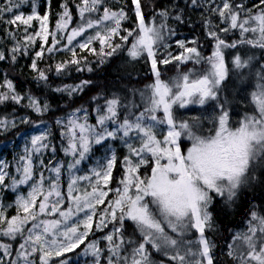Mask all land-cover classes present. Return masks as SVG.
Wrapping results in <instances>:
<instances>
[{"label": "snow or ice", "instance_id": "snow-or-ice-1", "mask_svg": "<svg viewBox=\"0 0 264 264\" xmlns=\"http://www.w3.org/2000/svg\"><path fill=\"white\" fill-rule=\"evenodd\" d=\"M24 3H30L31 7L30 14L26 16L14 11ZM103 4L104 0H79L76 9L80 22L68 31L73 16L65 0L60 6L62 11L57 18L56 30L49 32V12L40 15L37 0H5L0 4V23L18 28L19 24L31 26L33 20L39 21L40 31L35 32L34 36L27 34L25 28V48L27 42H34L36 37L46 43L51 36L52 44L47 51L52 53L59 50L56 46L61 40L66 38L64 48L67 49L77 37L93 30L94 34L79 42L78 47L95 54L96 49L90 45L98 41L101 63H104L105 56H112L129 41L131 44L127 53L131 60L146 55L151 61V72L155 79L140 90L144 107L139 115L125 111L121 117L120 109L125 106L121 98L113 94L112 98L99 95L92 97L97 102L94 109L95 124L89 122L88 112L83 108L75 109L65 118L56 120L65 142L64 153L73 157L67 167L71 172L87 157L94 145L103 146L110 140H120L127 149L121 161L123 176L114 191L115 198L107 201V206L99 214V221L95 223L97 231H103L109 223L113 224L112 231L103 236V240L107 241V264H165V259L171 264H215V245L205 234L206 229L214 227L210 206L215 197H220L224 207L231 209L242 186L256 179V168L264 167V82H261L264 81V64L256 72L258 82L256 90L251 93L255 105L253 114L246 113L233 127L228 110L218 99L222 82L229 74L225 49L236 48L238 44L264 49V0H259L251 8L242 2L221 0L219 6L211 9L219 16L221 24L227 25L220 29L221 32L227 34L239 30L238 41L228 43L217 31L209 28L208 36L215 41L211 55L205 57L197 47H188L184 41H177L182 51L178 55L166 52L161 59H157L158 50L161 47L168 48L165 32L169 35L174 32L167 29L163 22L159 26L149 24L141 0H132L137 26L123 29L126 35H120L121 22L128 18L124 8L112 10L103 7L102 14L95 15ZM191 4L196 5L197 0H191ZM156 15L167 20L169 12L164 9ZM175 19L181 20V17L177 15ZM207 24L210 21H206ZM116 36L120 37L122 43H113ZM21 50L19 43L11 49L13 62ZM43 50L42 44L41 51L36 52L35 57L42 58ZM71 51L74 58L57 64V74L68 64L79 65L75 49ZM7 58L6 53L0 51V61ZM253 59L251 56L243 59L237 54L232 59L233 68H247ZM174 61L177 62L176 74L167 80L162 79L158 65H169ZM189 62L194 67L181 71ZM31 68L38 73V80L47 81L45 71L38 68L35 58ZM77 70H80L79 67ZM88 70L91 71V68ZM90 83L85 80L74 86L54 90L67 92L71 97ZM131 91L135 93L137 90ZM25 99L27 104H23ZM101 99H104L103 105L98 103ZM210 100L217 102L215 107L219 111L210 118L213 126L206 132L201 118L177 119V107L204 106ZM9 101L30 108L38 115L49 110L46 102L41 105L31 94L22 96L15 90L12 81L5 77L0 83V105ZM130 107L135 105L130 104ZM80 112L84 115H78ZM31 122L27 117L20 121ZM15 127L14 121L0 119V134ZM49 134L46 131L31 137V148L26 147L17 161L19 178L10 176L7 161H0V186L11 187L16 191L19 185L31 182L27 195L16 197V215L7 217L3 206H0V240L20 241L14 256L13 245L0 242V264H33L34 254L38 255L39 264H50L52 257L62 258L65 253L79 248L94 227L96 206L104 204L109 192L113 191L108 188V184L117 156L115 151H111V144L108 145L111 154L103 162H98V167L91 170V176L71 177L66 198L59 188V165L51 168L55 175L48 178L44 175L48 165L39 159L42 171L36 177L34 157L39 158L42 150L49 147ZM184 140L191 145L186 154L182 151ZM145 167L150 168V174H141L140 170ZM6 178H10V185L5 183ZM79 181H87L91 191L84 190L81 193L77 188ZM65 203L68 205L66 210L62 208ZM54 214H57L54 218H47ZM250 215L247 231L236 233L232 238L233 243L228 246V255L235 264H264V215L257 211H252ZM72 217L76 219L72 220ZM125 221L132 222L135 232L139 233V240H125ZM193 230L198 234L195 239L190 237ZM152 250L162 254L165 259L159 262L154 260ZM102 251L98 242L92 241L84 248L83 254L91 255L93 264H101ZM59 264H68V261L60 259Z\"/></svg>", "mask_w": 264, "mask_h": 264}, {"label": "trees", "instance_id": "trees-1", "mask_svg": "<svg viewBox=\"0 0 264 264\" xmlns=\"http://www.w3.org/2000/svg\"><path fill=\"white\" fill-rule=\"evenodd\" d=\"M118 1L121 5L120 8H124L128 17L121 22V35H126L123 29H132L137 26L134 5L132 4V0ZM64 2L65 0H49L50 32L56 30L57 18L62 11L60 6ZM67 2L69 4V11L73 16L72 21L69 23L68 31H70L72 27L77 26L80 22L76 9V3L79 2V0H67ZM234 2H242L247 7L251 8L254 4L259 3V0H234ZM141 3L144 5L142 10L149 24L159 26V24L163 22L167 25V29L174 32L173 35H169L168 32H165V42L168 48L165 49L161 47L160 51H158L157 59L163 58L166 52L177 55L180 48L173 43L179 39H192V42H196L195 44L192 43V45L197 47L198 51H200L203 56L207 57L211 55L210 49L214 48L215 41L208 36L209 28L217 31L220 37L225 39L228 43L240 39V33L235 32V30L225 34L221 32L219 28L213 27L212 15L207 12L201 0H197L196 5H192L191 0H141ZM44 6L45 3L41 0L40 13H43ZM164 9H167L169 12L167 20H163L156 15L160 10ZM177 15L181 17V20L175 19ZM206 21H210V24H207V26ZM3 25L4 24L0 23V35L9 32L15 39V43H19L18 37L20 34L13 29L12 26L3 30ZM50 41H52V37ZM116 42L122 43L120 37L116 39ZM64 45L65 40H62L59 47L64 48ZM49 46L51 45L48 44L44 48L43 57L37 60V66L39 69L45 71L47 81L38 80V73L36 71L32 73L30 70L33 51L24 50V52L18 53L15 62L11 60L10 54H8L7 59L0 61V83L7 77V79L12 81L15 90L22 96L31 94L49 105V110L43 115H38L30 108L22 105H15L10 101L0 105V119L7 118L10 120L27 117L32 121L31 123L18 124L10 131L0 134V153L4 145L9 142H15L18 136L24 134V132L27 133L30 129L41 124H49L52 129L53 138L55 140L58 139L59 132L55 124L56 119L78 108L86 109L89 116H91L97 103L92 100V97L97 95L112 98V95L116 94L120 97L122 105L125 106L120 109L121 117L125 111H131L133 114H136L138 111L143 110L144 105L141 100L140 90H143L146 85L153 83L152 80L154 76L152 75L150 67H148V63L143 62L142 58L135 61L129 58L127 54L128 44L122 49L117 50L112 56H105L104 63L100 62V47L96 44L95 54L86 51L78 52L76 59L80 60L79 65L68 64L60 74L56 72L57 62L54 56L55 51L49 53L47 51ZM56 47H58V45ZM22 49L24 48L22 47ZM6 50L9 49L6 48ZM225 54L231 61L237 54L241 55L243 59H247L250 56L254 57L249 67L240 70H232V62L230 61L231 64L228 63L230 76L226 82L228 81V83H231L232 81L234 84H239V87L249 84L250 81L255 84L258 82L256 72L259 70L260 65L264 64V49L253 48L247 44H238L236 48L225 49ZM230 54L233 56H230ZM126 61L127 63H125ZM176 63L177 62L174 61L169 65H158L162 73V79L167 80L169 77L176 74ZM186 66L194 67L191 62ZM186 66L182 67L181 71H183ZM78 67L80 69L79 71L77 70ZM196 67L199 68L200 66ZM89 68H91V71L88 70ZM85 80L91 81V83L83 91L75 93L71 97L67 92H57L54 90L65 86H74ZM223 85H225V83L221 85L218 93L219 102L222 103L228 111L237 108L243 116L245 108H240V106L237 105L235 92L232 89L226 90ZM132 89H136L137 91L133 93L131 91ZM98 103L103 105L104 99L99 100ZM23 104L27 103L24 101ZM130 104H134L135 107H130ZM260 170L261 171L258 173H255L256 179L251 181L252 190L248 191L249 189L247 188L240 189L231 209L223 207L224 205L220 197H215L213 204L209 208V211L212 213L214 227L212 229H207L205 234L211 238V242L215 245L213 248L215 264H235L233 258L228 255V246L233 243L232 238L236 234L235 232L244 228V220L254 209L263 212L264 168ZM10 183V181H7L6 184L10 185ZM9 189L11 190L12 188L9 187ZM116 226L118 227L119 224L117 223ZM111 227L113 228V224L109 223L106 230ZM124 228L125 240L129 238L134 241L140 239L139 233L135 232L134 225L131 221H125ZM190 237L193 238V235L190 234ZM147 247L150 248V246ZM151 254L152 258L157 262L165 259L162 254L156 253L154 250H152ZM58 260H52L50 264H55ZM101 264H104V262ZM165 264H171V262L165 259Z\"/></svg>", "mask_w": 264, "mask_h": 264}, {"label": "rangeland", "instance_id": "rangeland-1", "mask_svg": "<svg viewBox=\"0 0 264 264\" xmlns=\"http://www.w3.org/2000/svg\"><path fill=\"white\" fill-rule=\"evenodd\" d=\"M43 1L45 3V6L43 8V13H40V9H41L40 8V2H41V0H37L38 11H39L40 15H43L45 11L49 12V10H48L49 9V0H43ZM201 1L204 4V7L207 9V12L212 15L213 27H216L219 29L227 27L226 24H221L219 16L217 14H214L211 11L212 8L220 5L221 0H201ZM3 3H4V0H0V4H3ZM120 6L121 5H120V2L118 0H104V4L101 7L100 12L95 14V15L102 14L103 7H110L112 10H119ZM248 8H250V7H248ZM14 11L17 12V14L23 13L26 16V15L30 14V11H31L30 3L21 4L19 6V8L14 9ZM6 16H7V18H10L9 14H6ZM2 24H4L3 30L8 29V28H10V26H12V28L15 29L20 34V36L18 37L19 38L18 41L22 47L25 45V40H24L25 28H27V34L33 35V36H34L35 32L40 31V22L37 20H33L31 22V26L19 24L18 28L15 25H7L5 23H2ZM48 29L50 32L49 20H48ZM235 32L239 33V30H235ZM92 34H94L93 30H88L82 36L77 37L76 40L73 41L72 45H68L67 49L61 48L58 45L57 48L59 50L55 51V53H54L57 64H59L62 61H69V60L74 58L72 55V51H71L72 48L75 49L76 55L78 54V52H84V51L90 53V51L88 49L81 50L78 47V43L83 42L85 39H87L88 35H92ZM120 35H121V33H120ZM248 35H249V37H251V34H248ZM117 38L119 39V36H116L113 38V43H117L116 42ZM50 39H51V36L48 37V41L45 43L39 37H36L34 42H27V47L26 48L23 47L24 49L21 50V53L24 52V50L33 51V53H32L33 59L35 58L36 60H38L39 58L35 57V53L38 51H41V45L42 44H43L44 48L48 44L51 45L52 41H50ZM63 40H65V45H66L67 44L66 38ZM178 41H184L188 47H194L192 45V39H189V40L179 39ZM15 44H17V43H15V39L10 35L9 32H5L4 35H0V51L5 52L7 56H8V54H10L11 49L15 46ZM96 44L100 47L98 41H93V43H92V45H90V47L95 48ZM130 44H131V41H129L128 47H130ZM173 44L178 46L177 41ZM6 48H8L9 50H6ZM107 50L108 49H106V51ZM158 51H160V49ZM181 51H182V49H179L177 55ZM210 51L212 53L213 48H211ZM157 56H158V52H157ZM230 56H233V55L230 54ZM33 59L31 61V64L33 62ZM142 59H143V62L148 63V65H149L148 67H150V69H151V61H149L147 59L146 55ZM230 61L231 60H229V57L228 58L226 57V64H227L228 69H229V64H231V62H232V61L231 62ZM125 63H127V61ZM31 64H30V70L32 71V73H35V71L31 68ZM187 67L188 66H186L183 71H187L188 68H192V67H188V68ZM231 69L234 70L232 65H231ZM229 71H230V69H229ZM245 74H248V73H245ZM229 76L230 75L228 74V77ZM228 77L226 78V80L228 79ZM154 79L155 78L153 77L152 82H154ZM226 80L224 82H222V84L225 83V85H223V86H225L226 90L232 89L235 92V99H236L237 105L240 106V108H245L243 111V116L246 113L247 114H253L255 111V105L252 103L251 93L256 90L257 82L255 84V83H252V81H250L249 84L239 87V84H234L232 81H231V83H228V81L226 82ZM24 101H25V103H28V101L26 99ZM37 101L41 105L44 104L43 100H41L39 98H37ZM216 103H217L216 101L210 100L204 106L189 105L185 109H180L177 107L175 110L177 119L178 120H186V119H190L192 117L201 118V124H202V126L206 132L207 129H210L213 126L212 123L210 122V118L213 117L219 111V109H217L215 107ZM71 112H68L66 115L61 116L58 119L65 118ZM140 112L141 111H138L134 115H139ZM228 112H229V115L231 118L232 126L235 127L237 125V122L243 117L242 113L239 112L237 110V108L236 109L233 108L232 110H230ZM78 115L83 116L84 113L80 112V113H78ZM160 115H162V113H160ZM23 118H25V117L17 118V119H10V120L14 121L16 123V125H18V124H21L20 121ZM88 119H89L90 123L95 124V112H94V110H93V114L91 116H89V113H88ZM56 126L58 127V132H59L58 139L55 140L53 138L52 129H51L49 124L37 125L34 128L30 129L27 133L24 132V134L18 136L16 138L15 142H9L6 145H4L3 150L0 153V161H7L9 164V168L7 169V171L10 173V176L15 175L17 178H19L20 174L16 172V165H17V161H18L19 156L24 154V150L26 147L31 148V143H30L31 137H33L35 135H40V134L48 131L50 133L49 138H48L49 139V147L47 149L42 150V154H40L39 158L34 157V161L36 164V177H38L40 172L42 171V169H40V167H39V159H43L44 164L48 165V170H44V175H45V177H48V178H53L55 175L51 171V168L59 165L61 167V173H60V178H59V188H60V191L62 192V194L66 198L67 191H68L67 185H68L71 177L73 175L74 176H86V175L91 176V170L98 167V162H103L104 158L107 155L111 154V152L108 148V145L111 144V146H112L111 151H115L116 156H117V162H116V164L112 170V179L110 180V182L108 184V188L112 189L113 191L109 192V195L105 198L104 204L96 206V214L93 217L94 227H93L92 231L90 232L89 236L86 238L85 243L82 244L79 248L74 249V251H72V252L65 253L62 258H58V257H52L51 258V261L52 260H58V259L59 260L65 259L68 261V264H93L94 258L91 255H84L83 251H84V248L87 246L88 243H91L92 241H97L99 246L103 249V251L101 253V263L104 262V264H107V262H106V257L108 255V253H107V241L103 240V236L108 234L109 232H111L112 227L108 230H106V228H104L103 231H97L95 229V223L99 221V218H100L99 214L101 212H103L104 208L107 206V201L115 198L114 191L119 186V181L121 180V178L123 176V165H122L121 161H122V158L127 154V149L124 147L123 143L120 140L107 141L104 143L103 146L94 145L92 151L87 155V157L83 161H81V163L79 165H77L75 169H73L70 172L67 165H68V162L73 159V157L71 155H65L64 150H63L65 147V142L61 138L60 127L57 124H56ZM109 127H111V124H109ZM160 138L162 139V136H160ZM190 146H191L190 142L187 140H184L182 142V151L186 154L187 148ZM53 149H54V151H53ZM49 162H51V163H49ZM261 168H264V167L256 168L255 173H258L259 171H261L260 170ZM140 171H141L142 175L145 172L150 174V168L149 167L142 168ZM7 181L11 182L10 178H6L5 183H7ZM30 183L24 184V185H19L17 187L16 191H13L12 189L10 190L9 187L0 186V206H3V208L5 210V215L7 217L10 218L11 216H14L17 214V210H16V206H15L16 197L18 195H25L26 196L28 191L30 190ZM47 183H48V181L46 180V182H45L46 186H47ZM77 188L80 190L81 193L84 190L91 191V188L88 186L87 181H79L77 184ZM242 188H247V189H249L248 191H251L252 190L251 182L249 184L242 186ZM67 207H68L67 203H65L62 206V208H64L65 210L67 209ZM262 210H263V212H260V211H257V209H254V211H257L261 215H264V208ZM56 215L57 214H54L53 217H47V218L51 219V218H54ZM80 215H81V217L83 216V214H80ZM75 219H76L75 217H72V220H75ZM250 219H251V215H248V217H246V219L244 220V224H245L244 228H242L241 230H239L238 232H235V233L246 232L247 231V225H248V222ZM206 231H207V229H206ZM191 235H193L192 239H195V236L198 234H196L195 230H193V233H191ZM207 238L211 240L210 237L207 236ZM0 242L11 243L13 245V256L15 255V248L18 247V244L20 243L19 240L8 241L6 239H2V240H0ZM0 255H2V252H0ZM11 258L12 257H5V259H11ZM59 260L56 261L57 264H59ZM33 264H39L38 255L34 254Z\"/></svg>", "mask_w": 264, "mask_h": 264}, {"label": "bare ground", "instance_id": "bare-ground-1", "mask_svg": "<svg viewBox=\"0 0 264 264\" xmlns=\"http://www.w3.org/2000/svg\"><path fill=\"white\" fill-rule=\"evenodd\" d=\"M264 184V183H263Z\"/></svg>", "mask_w": 264, "mask_h": 264}]
</instances>
